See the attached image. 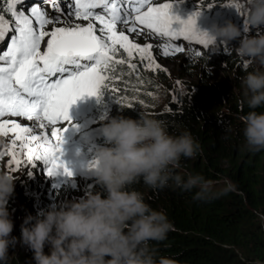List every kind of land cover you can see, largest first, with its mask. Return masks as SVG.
<instances>
[{"label": "snow or ice", "instance_id": "obj_1", "mask_svg": "<svg viewBox=\"0 0 264 264\" xmlns=\"http://www.w3.org/2000/svg\"><path fill=\"white\" fill-rule=\"evenodd\" d=\"M24 2L0 0V43L8 40L6 48L0 50V159L9 157L10 172L24 163L35 167L43 162L50 177L61 169L60 174L72 176L62 159L67 126L56 127L71 124V105L86 95L99 98L101 89L116 93L117 82L142 85V71L162 68L153 54L154 47L169 57L185 51L175 41L195 42L204 48L216 44L197 29L199 11L181 20L170 14L172 3L67 0L64 11L60 0H42L27 10L20 7ZM42 5L51 6L56 14L50 16ZM174 21L181 27L173 28ZM248 30L245 25L244 31ZM145 33L165 42L141 45L130 38L131 34ZM194 54L199 56L200 52ZM8 117L31 124L22 125Z\"/></svg>", "mask_w": 264, "mask_h": 264}, {"label": "clouds", "instance_id": "obj_2", "mask_svg": "<svg viewBox=\"0 0 264 264\" xmlns=\"http://www.w3.org/2000/svg\"><path fill=\"white\" fill-rule=\"evenodd\" d=\"M246 22L264 29V0H248ZM206 33L215 43L239 39L236 55L247 58L249 66H264V31L241 38V30L228 21ZM239 79L241 103L252 109L240 117L244 147L259 152L264 150V112L255 109L264 105V71H246ZM100 132L105 145L95 151L93 174L103 192L28 215L21 225L22 243L33 252L35 264H180L150 245L149 241H164L172 225L131 186L142 180L151 189H163L171 182L185 192L197 189L193 199L206 200L232 191V182L225 178L224 187L214 191L213 182L202 175L176 172L182 157L192 159L201 151L187 130L171 135L161 121L141 115L139 120L114 117ZM14 187L13 177L0 170V262H6L9 246L17 243L7 208Z\"/></svg>", "mask_w": 264, "mask_h": 264}, {"label": "trees", "instance_id": "obj_3", "mask_svg": "<svg viewBox=\"0 0 264 264\" xmlns=\"http://www.w3.org/2000/svg\"><path fill=\"white\" fill-rule=\"evenodd\" d=\"M199 3L197 11L212 15L210 8L221 14L228 6L237 4V0H199ZM249 30L248 33L255 34L264 31L251 27ZM197 51L189 49L194 61L202 55L200 51L196 56ZM236 67L233 65L232 75L225 81L209 84L200 79L175 91L168 86L171 80L164 70L142 71V85L135 81L131 86L117 82L116 93L101 89V102L92 109L97 125L107 122H103L105 114L98 118L95 115L110 102L103 108L111 110L108 120L114 117L139 120L144 115L161 121L171 135L189 131L201 145V151L192 159L182 157L176 172L200 174L213 182L214 191L224 187L225 178L232 182V191L206 200L193 199L197 189L185 192L171 182L163 189H151L142 180L131 186L143 193L145 202L153 209L162 210L172 225L164 241H149L150 245L159 249V255L176 259L180 264H264V150L250 152L244 147V125L240 117L252 109L241 103L239 78L251 69ZM156 96L164 101L158 108H155ZM255 111L264 112V105ZM96 138V147L105 145L101 134ZM24 168L22 175L28 172ZM33 170L37 175L28 178L23 189L26 207H34L39 213L53 204L43 184L50 179L43 175L41 166ZM93 172L91 168L85 177L91 186L90 193L103 192Z\"/></svg>", "mask_w": 264, "mask_h": 264}, {"label": "rangeland", "instance_id": "obj_4", "mask_svg": "<svg viewBox=\"0 0 264 264\" xmlns=\"http://www.w3.org/2000/svg\"><path fill=\"white\" fill-rule=\"evenodd\" d=\"M161 3H172L173 7L171 9L170 14L173 16H175L177 13L178 15L182 14V16L186 20L189 18V16H191L198 10L197 6L200 4L199 0H162ZM238 4V8L236 4L228 6L221 14H216V12L212 8H210L209 11L212 15H210L208 12L200 13L199 16L196 18L197 29L203 32H207L211 30L213 25L223 26L226 22L231 21L241 30V38L244 35H257L254 32L248 33L250 30H248L246 33L244 32L245 25H247L248 29L250 27L246 22L248 0H241ZM49 13L50 15L55 14L51 10H49ZM213 18H215V20ZM174 24L175 21L173 25ZM130 38L141 45L146 43H152L153 45H159L164 43L163 39H157L156 37H148L146 34H141L139 36L133 34L130 35ZM46 39L45 42H43L42 50L46 48ZM180 46L185 48V51L183 53H177L169 57H164V59H162L161 57L162 50L158 47L153 48V54L156 57L157 62L162 66L161 69L157 70H164V72H166L167 77L171 80V85L168 86L170 88L172 87L174 91L183 90L186 83L197 82V80L200 79H203L209 84H215L217 82L230 79L232 75L231 68H233V65L237 66L236 69L238 67H246L250 68L251 71L256 69H264V66H260L259 64H252L251 66H249L247 58H241L236 55L234 49L239 46V39L234 40L229 44H221L220 42H218L215 46H212L207 50L204 47L198 48L199 52L202 51V55L199 56L196 61H194L193 55H191L189 52V49L194 48V46H189L186 42L180 43ZM225 49H227V51H225ZM182 72L183 74L187 72V74L181 76L180 74H182ZM94 97L95 96L86 95L81 98L80 101L81 103H92ZM156 98L157 106L155 108H158L164 103V101L163 98L160 96H156ZM126 102H128V100H126ZM105 105H110V102H107ZM103 108L100 113L95 115V117L98 118L102 114H105L103 122L107 120L106 123H108L110 119L108 120L107 117L111 116V110L108 108L106 111H104ZM87 120L89 121L87 128L90 129V133L92 135L94 133L101 134L100 130L104 124L97 125V120L93 121V118H87ZM2 145L3 142L0 141V146ZM8 161L9 157H5L4 159H2V161L0 162V170L6 171L15 180L14 194L9 199L7 208L10 213V219L13 221L14 225L11 236L17 238V243L14 246H9L6 263L35 264V261L33 259V252L22 243L20 238L21 225L23 224L25 218L28 215L36 216L38 214L36 208L26 207L28 203L25 202L26 196L24 195L23 189V185L26 184L27 179H31L37 174L34 172L33 166H29L27 163L22 164V167H18L15 171L10 172L8 169ZM38 163L36 166H38ZM23 166H25L24 170L28 171L26 175H22L21 173ZM75 182H78L77 186L72 190V192L68 196L65 197L61 195V192L67 194L68 190L57 189L61 192L59 193L58 191H56L53 193L54 190L51 188V185L47 186V183L44 182V191H46V194L53 193L56 196L51 198V202H53V204L50 207H60L70 202L79 201L81 198L86 197L90 193L91 186L88 184V182L83 183L78 178L75 180ZM50 207L43 208L41 211H47ZM44 251L46 254L48 253L49 248L47 245L45 246Z\"/></svg>", "mask_w": 264, "mask_h": 264}, {"label": "bare ground", "instance_id": "obj_5", "mask_svg": "<svg viewBox=\"0 0 264 264\" xmlns=\"http://www.w3.org/2000/svg\"><path fill=\"white\" fill-rule=\"evenodd\" d=\"M61 8H64V6H62ZM49 10H51L53 13H55L54 11H53V9L51 8V6L48 8V12H49ZM65 11H67V10H65ZM50 14V13H49Z\"/></svg>", "mask_w": 264, "mask_h": 264}]
</instances>
